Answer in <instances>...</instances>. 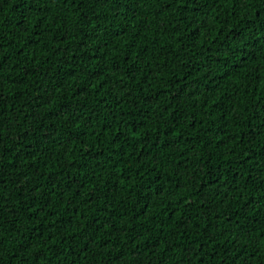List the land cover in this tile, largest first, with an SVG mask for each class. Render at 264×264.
Segmentation results:
<instances>
[{
	"label": "trees",
	"instance_id": "obj_1",
	"mask_svg": "<svg viewBox=\"0 0 264 264\" xmlns=\"http://www.w3.org/2000/svg\"><path fill=\"white\" fill-rule=\"evenodd\" d=\"M0 264H264V0H0Z\"/></svg>",
	"mask_w": 264,
	"mask_h": 264
}]
</instances>
